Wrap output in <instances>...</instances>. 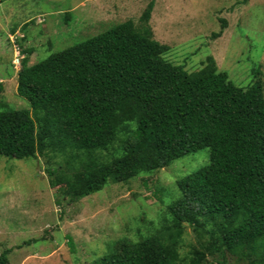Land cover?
I'll return each mask as SVG.
<instances>
[{
	"label": "trees",
	"instance_id": "obj_1",
	"mask_svg": "<svg viewBox=\"0 0 264 264\" xmlns=\"http://www.w3.org/2000/svg\"><path fill=\"white\" fill-rule=\"evenodd\" d=\"M152 10L150 3L138 26L125 21L32 65L23 50L17 94L30 108L0 112V156L45 159L49 186L75 203L208 148L210 163L176 180L180 197L161 228L122 237L91 264L225 263L228 255L264 264L260 70L242 87L212 56L193 72L172 63L169 46L153 38ZM187 227L195 243L182 258ZM9 252L0 264H10Z\"/></svg>",
	"mask_w": 264,
	"mask_h": 264
},
{
	"label": "rangeland",
	"instance_id": "obj_2",
	"mask_svg": "<svg viewBox=\"0 0 264 264\" xmlns=\"http://www.w3.org/2000/svg\"><path fill=\"white\" fill-rule=\"evenodd\" d=\"M150 3L153 38L169 46L172 63L193 72L212 56L236 85H251L255 68L264 84V0H0V112L30 108L17 94L23 50L32 51V65L125 21L138 26ZM209 163L205 148L71 203L49 186L45 159L0 156V254L10 250V264H91L122 237L137 240L161 228L168 205L180 197L176 180ZM194 243L187 227L182 258ZM223 258L205 264H250Z\"/></svg>",
	"mask_w": 264,
	"mask_h": 264
},
{
	"label": "clouds",
	"instance_id": "obj_3",
	"mask_svg": "<svg viewBox=\"0 0 264 264\" xmlns=\"http://www.w3.org/2000/svg\"><path fill=\"white\" fill-rule=\"evenodd\" d=\"M15 54H17V53H15Z\"/></svg>",
	"mask_w": 264,
	"mask_h": 264
}]
</instances>
